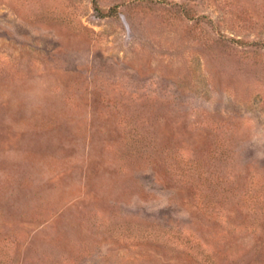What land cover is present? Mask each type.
Returning <instances> with one entry per match:
<instances>
[{"label":"rangeland","instance_id":"rangeland-1","mask_svg":"<svg viewBox=\"0 0 264 264\" xmlns=\"http://www.w3.org/2000/svg\"><path fill=\"white\" fill-rule=\"evenodd\" d=\"M0 264H264V0H0Z\"/></svg>","mask_w":264,"mask_h":264}]
</instances>
